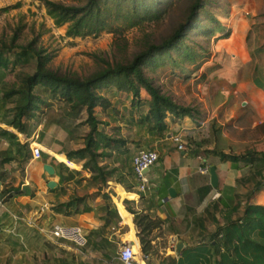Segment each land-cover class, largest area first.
Instances as JSON below:
<instances>
[{
    "label": "crops",
    "instance_id": "0c3cea01",
    "mask_svg": "<svg viewBox=\"0 0 264 264\" xmlns=\"http://www.w3.org/2000/svg\"><path fill=\"white\" fill-rule=\"evenodd\" d=\"M238 3H241V7H238ZM243 3L244 0L235 1L233 10L240 11L251 7L249 1L244 5ZM241 36L242 34L238 35L240 42ZM222 47L229 51L223 41L219 43L217 50ZM235 49L240 51L239 57H247L248 53L243 46ZM18 68L20 69V66ZM12 78L13 74L1 69L0 88L5 81ZM107 89H104L107 93L104 91L103 93L111 103L105 108L101 107L102 111L98 114L104 122L102 127L105 133L120 138L114 143L115 146H108L105 149L109 155L101 162L107 169H114L112 177L107 180V187L97 175L83 167V161L67 158V150L84 146V136L89 128L86 125L79 126L80 120L68 119L65 116L63 102L60 101V108H45L38 115L31 135L19 132L8 125L5 119H9V116L6 117L4 109H0V129L17 135L11 137L0 133V193L7 190L5 197L12 194L6 201L0 203V228L3 226L0 234H5L7 228L8 232L22 231L21 228L17 230L16 226L12 225L10 216L13 214L33 219V225H30L32 228L28 227L25 233L23 231V234L21 233L23 241H26L25 245L21 244L19 236H15L16 233L0 236V264H121L117 252L124 243H132L137 251L138 261L142 264V260L146 264L139 230L134 223V213L127 209L125 199L130 201L135 210H150L153 215L164 219L161 228L154 231L156 235L154 243L164 261L170 260L172 264H212L214 255L208 245V234L216 228L215 224L224 223V216L229 215L230 210L239 201L241 202L239 210L243 208L247 198L243 199L245 192L240 191L239 186L245 188L248 181L241 179L252 172H249L247 167L234 168L230 161H221L218 156L204 152L208 143H203L197 153L195 146L191 144L187 145L185 150H179L170 134L166 136L168 141L152 135L139 123L138 116L123 108L120 98L122 90L109 92L110 88ZM255 109L264 114L263 109L257 106ZM168 121L173 128L184 126L187 135L195 137L197 132H200L197 122L188 116L169 117ZM26 135L33 141L29 143L27 151L31 156L27 160L25 159L27 151L23 148L18 151L15 143L25 144ZM32 144L40 145L42 152L39 158L33 156ZM146 147L155 150L161 148V153L157 150L160 158L148 171L151 179L150 189L147 192H139L132 159L140 149ZM12 156L15 158L2 162V159ZM201 163L209 168L215 165L219 175L218 188L212 187L202 200L201 190L210 184V173L200 172ZM45 164H52L55 174L46 171ZM77 171L80 173H76ZM51 180L56 182V186H49ZM99 187L102 192L114 191L112 199L120 215L119 221H113L106 227H103L104 220L101 218L104 211L97 210L105 201L100 194L93 195ZM171 187L175 188L176 196L170 194ZM237 194L242 196L238 197ZM74 196H87L78 207L91 206L92 210L73 214L53 212V204L65 203ZM250 200L264 204V189ZM216 202L218 206L214 208L212 204ZM44 204H48L49 208L41 212V206ZM235 216L237 213L233 215ZM213 218L219 222H214ZM47 223L80 225L86 233L96 231V234L83 250H79L72 243H67L68 241H61L56 246V252L46 256L43 254L47 250L45 238L56 241L52 236H45L48 230ZM211 224L215 225L213 229H210ZM161 236H167L166 241ZM105 240L113 242L115 247H108ZM180 243L183 245L178 249ZM21 257L25 261H22Z\"/></svg>",
    "mask_w": 264,
    "mask_h": 264
},
{
    "label": "trees",
    "instance_id": "16d2710c",
    "mask_svg": "<svg viewBox=\"0 0 264 264\" xmlns=\"http://www.w3.org/2000/svg\"><path fill=\"white\" fill-rule=\"evenodd\" d=\"M41 1L57 25L67 24V36L84 37L99 35L103 31L119 34L124 31L125 23H129V26H137L157 22L166 14L169 7L175 4L176 0H85L76 5L53 0ZM205 1L191 0L185 16L173 31L158 43L147 40L144 49L129 62L111 64L109 60L95 55L105 64V67L86 77H82L78 73H61L51 68L50 62L53 56L45 47L37 45V39L26 45H19L17 42L23 26L19 27L8 42L0 41V70L5 69L13 74V78L5 81L0 88V109L3 108L5 116H9V119H5L6 123L19 132L31 135L36 126L34 121L38 115L45 108L53 107L55 101L63 102L65 116L72 121L80 120L79 126L86 125L89 128L84 136V146L67 150V158L83 161V167L91 170L107 187V180L112 177L114 169H107L106 166L101 165V162L105 156L109 155L105 149L108 146H115L114 143L120 138L105 133V129L102 127L104 122L96 114L98 106L105 108L111 103L110 99L104 95V89L115 86L119 90L131 92L133 94L131 113H140L139 123L154 136L164 137L169 132V117L188 116L197 123L200 122L201 111L196 107L176 101L171 93L155 83L154 78L146 73L145 67L151 64L157 56L177 47L191 29L200 26L196 24L200 19V11L203 9ZM218 26L222 27L220 22H218ZM210 32L206 34H212ZM32 60L35 61L34 71L30 73L22 70L21 66L29 64ZM143 90L146 91L147 96L142 95ZM144 107L147 110L141 113ZM58 121H60V115ZM0 133L11 137L17 136L14 132L2 128ZM189 142L195 146L197 153L204 143L203 140ZM15 143L18 151L22 148L27 151L30 147L29 143ZM204 152L218 156L221 161H230L234 168L249 167V169L255 170L246 175V178L241 179L253 182V188L246 194L247 201L243 208L239 210L241 207L239 201L230 210L229 215L224 216V223H217L216 228L208 234V245L214 255L212 264H264V204L250 200L256 193L264 189V150L246 149L245 152L233 153L216 147L206 149ZM25 156L27 160L31 154L27 151ZM14 158L15 156L6 157L2 159V162ZM211 189L210 184L203 187L200 199L202 200ZM6 192L7 190H4L0 193L3 201L12 195L5 197ZM95 194H100L105 201L97 209L104 211V214L101 215L104 220L103 227L113 221H119L118 208L112 199V195H115L114 191L102 192L99 187L93 193V195ZM237 196L242 195L237 194ZM86 197L74 196L65 203L58 202L53 204L52 210L56 213L66 214L90 211L92 210L91 206L78 207ZM124 204L130 212L134 213V223L139 230V239L146 264H172L170 260L162 259L161 253L154 243L156 240L154 231L161 228L164 219L153 215L150 210H135L127 199L124 200ZM212 206L217 207L218 202ZM235 213L237 216L233 217ZM12 216H10L12 225L16 226L22 222L14 220ZM213 221L219 222L215 218ZM95 234L96 231L87 233L89 243ZM105 241L108 247H115L113 242Z\"/></svg>",
    "mask_w": 264,
    "mask_h": 264
},
{
    "label": "rangeland",
    "instance_id": "374dc122",
    "mask_svg": "<svg viewBox=\"0 0 264 264\" xmlns=\"http://www.w3.org/2000/svg\"><path fill=\"white\" fill-rule=\"evenodd\" d=\"M53 1L76 5L85 0ZM235 1L206 0L196 24L200 26L191 29L177 47L157 56L155 61L145 67L146 73L154 78L155 83L171 93L176 101L201 111L200 121L203 123H196L200 132L193 137L187 135V130L181 124L176 128L170 126L171 130L167 134L171 135L173 141L178 133H182L186 146H190L189 141L203 140L208 143L205 150L216 147L233 153L245 152L246 149L264 150V114L255 109L257 106L264 110V0H244L243 5L249 1L251 7H244L246 9L240 11L233 10ZM190 2L176 0L159 21L137 26L125 23L124 31L116 35L103 31L99 35L69 37L66 35L67 24L57 25L41 0H0V41L8 42L14 32L23 26L17 42L19 45L37 39V45L45 47L53 56L51 68L61 73H78L86 77L105 67L95 55L109 60L111 64L126 63L144 49L147 40L158 43L167 37L185 16ZM240 4L238 7H241ZM239 34H242L241 42L238 40ZM221 41L226 43L229 51L223 47L217 50ZM238 46L245 48L247 57H239L240 51L235 49ZM21 67L31 73L35 61ZM109 88V92L117 89L115 86ZM122 92V106L131 113L133 94L124 90ZM141 93L147 96L145 90ZM55 108H60L57 101L51 107ZM142 109L141 113L147 110L146 107ZM101 111V106H98L96 113ZM167 134L163 137L165 141H168ZM157 150L161 153V148ZM254 171L249 169V172ZM252 188L253 182L245 183V188L239 186V190L245 192L243 199H246L247 192ZM16 220L22 221L16 225L17 230L19 227L25 233L29 224L23 219ZM46 225L48 230L45 236H51L50 230L54 224ZM215 225L211 224L210 229ZM8 229L0 236L16 233L15 236H19L21 244L25 245L22 231L10 230L9 233ZM0 230L3 231V226ZM161 237L165 240L167 236ZM45 240L47 250L43 254L46 256L56 252L58 243L67 241Z\"/></svg>",
    "mask_w": 264,
    "mask_h": 264
},
{
    "label": "built area",
    "instance_id": "2783aa9c",
    "mask_svg": "<svg viewBox=\"0 0 264 264\" xmlns=\"http://www.w3.org/2000/svg\"><path fill=\"white\" fill-rule=\"evenodd\" d=\"M25 143H33L31 138L27 135L24 137ZM174 142L177 143L179 150H185L186 145L182 138V133H178L174 137ZM41 147L39 144H32V154L34 157L39 158L41 156ZM159 160V152L153 148H146L139 150L133 158L134 173L138 179L137 190L139 192H147L151 187V179L148 171L152 168ZM148 170V171H146ZM200 172L208 173L209 167L201 163ZM3 199L0 197V203ZM49 208L48 204L41 206L40 211H46ZM15 219H23L29 225H33V219L25 216H19L13 214ZM51 236L56 239H64L73 243L79 250H83L88 246V236L86 231L80 225H63L54 224L50 230ZM174 252V251H172ZM117 258L121 264H140L138 261L137 251L132 243H124L117 252Z\"/></svg>",
    "mask_w": 264,
    "mask_h": 264
},
{
    "label": "water",
    "instance_id": "95a60500",
    "mask_svg": "<svg viewBox=\"0 0 264 264\" xmlns=\"http://www.w3.org/2000/svg\"><path fill=\"white\" fill-rule=\"evenodd\" d=\"M175 145L177 146V143H175ZM45 170L48 171L50 174H55V168L52 164H45L44 166ZM148 171V170H146ZM209 173H210V184L213 188H218L219 186V175H218V172H217V168L215 165H211L210 168H209ZM49 186L50 187H53V186H56V182L51 180L49 181ZM169 192L172 196H176V190L175 188L171 187L169 188ZM183 244L180 243L178 245V249H180V247L182 246Z\"/></svg>",
    "mask_w": 264,
    "mask_h": 264
},
{
    "label": "bare ground",
    "instance_id": "6f19581e",
    "mask_svg": "<svg viewBox=\"0 0 264 264\" xmlns=\"http://www.w3.org/2000/svg\"><path fill=\"white\" fill-rule=\"evenodd\" d=\"M141 262H142V264H144V261L141 260Z\"/></svg>",
    "mask_w": 264,
    "mask_h": 264
}]
</instances>
